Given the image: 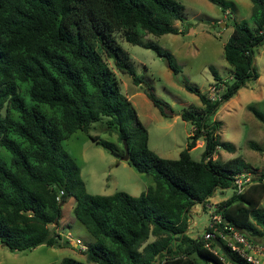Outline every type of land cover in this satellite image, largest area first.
Listing matches in <instances>:
<instances>
[{"label":"trees","instance_id":"1","mask_svg":"<svg viewBox=\"0 0 264 264\" xmlns=\"http://www.w3.org/2000/svg\"><path fill=\"white\" fill-rule=\"evenodd\" d=\"M250 1L254 28L235 23L224 43L233 80L218 99L197 93L203 108L181 111L180 117L191 122L193 131L179 157L167 159L149 149L148 131L104 58L128 74L133 84H142L129 54L116 39V33L122 32L126 42L153 50L175 69L172 53L152 40L144 41L141 35L186 32L175 25L184 19L179 1L0 0V243L11 251L41 244L67 246L69 242L62 241L55 228L61 206L73 197L74 216L95 238L80 251L89 262L250 264L229 249L230 259L210 251L203 233L194 236L187 231L192 208L201 203L205 210L214 191L232 186V176L246 167L240 156L214 160L222 146L230 152L234 148L218 141L217 123L207 122V118L245 79L258 77L252 50L264 43V0ZM211 70L219 81L216 70ZM186 88L194 92L192 87ZM144 92L164 114L165 103L149 88ZM253 112L264 122V114ZM95 122H104L108 131L115 132L120 145L88 133ZM77 130L120 155L125 141L127 163L151 175L154 185L138 196L123 191L111 195L87 192L79 165L60 144ZM200 137L205 149L196 161L190 150ZM60 190L63 194L57 200ZM263 196L262 181L241 193L234 189L216 204L215 211L223 218L221 225L260 234ZM208 230L207 225L205 232ZM60 264L84 263L64 257Z\"/></svg>","mask_w":264,"mask_h":264},{"label":"rangeland","instance_id":"2","mask_svg":"<svg viewBox=\"0 0 264 264\" xmlns=\"http://www.w3.org/2000/svg\"><path fill=\"white\" fill-rule=\"evenodd\" d=\"M177 1L184 6V19L176 21L175 25L186 32L141 35L144 41L152 40L171 52L175 58V69L169 67L167 61L153 50L126 42L122 32L116 33V39L129 54L136 74L142 77V84H133L128 74L119 72L112 60L104 58L118 80L121 93L131 101L148 131L149 149L167 159L179 157L193 131L191 122L180 117L181 111L184 108H203L204 104L197 93L206 94L212 100L218 99L227 83L233 80V69L224 56V43L233 25L244 22L254 28L251 18L253 4L250 0H218L217 3L210 0ZM252 64L258 77L245 79L237 92L208 116L207 122L217 123L218 141L231 144L234 148L230 152L221 145L213 155L214 160L226 161L240 156L246 164L243 170L260 176L264 170V122L253 111L264 114V43L253 47ZM211 67L216 70L219 81H216ZM186 86L192 87L194 92ZM144 88H149L155 97L165 103L164 114L149 100ZM104 125V122H95L90 125L88 133L120 145L116 133L108 131ZM88 133L77 130L60 143L79 165L87 192L111 195L123 191L138 196L154 185L151 175L136 171L127 161L119 160L116 163L113 153L89 138ZM204 149L205 140L200 137L190 150L191 158L200 160ZM7 158L9 160L6 153ZM233 191L232 186L225 188L222 193L218 188L214 191L212 201L229 197ZM218 202L210 204L216 207ZM74 206L75 199L67 198L61 206V217L55 230L62 236L70 234L72 240L79 238L87 246L95 238L74 216ZM259 208L264 210V196ZM190 217L197 227V231L190 234H204L210 220L209 209ZM258 228L260 234L245 235L264 246V227ZM62 241L65 239L62 238ZM64 257L74 258L84 264H95L87 261L78 246L70 242L65 247L41 244L23 251H11L0 243V264H60Z\"/></svg>","mask_w":264,"mask_h":264},{"label":"built area","instance_id":"3","mask_svg":"<svg viewBox=\"0 0 264 264\" xmlns=\"http://www.w3.org/2000/svg\"><path fill=\"white\" fill-rule=\"evenodd\" d=\"M232 186L238 192H243L248 186L258 183L264 182V178L260 176L254 175V173L241 170L235 173L232 176ZM63 194V191L60 190L56 199H60V195ZM205 208H208L210 211V220L208 227L210 230L204 233V239L207 241L205 246L212 252L218 253L221 252L217 245L212 246L211 240L216 238V235L220 236V241L223 243L226 249H229L231 252L236 253L241 258H243L246 262L250 264H264V246L257 242L249 239L243 231L235 228L234 226L228 225L224 223L222 215L215 211V207L208 202L205 203ZM61 238H64L66 241L76 244L80 251H84L87 247L82 244L79 238L72 240V236L67 234L62 236L59 233ZM222 253V252H221Z\"/></svg>","mask_w":264,"mask_h":264},{"label":"water","instance_id":"4","mask_svg":"<svg viewBox=\"0 0 264 264\" xmlns=\"http://www.w3.org/2000/svg\"><path fill=\"white\" fill-rule=\"evenodd\" d=\"M123 149H124V153L122 155H120V154H118L116 152H112L113 155H114V157H115V159H116V163L119 160H123V161H128L129 160V149H128V146H127V144H126L125 141L123 142ZM55 222H56V220H55ZM213 241L216 243L217 247L220 249V251L222 252V254L226 258L230 259L231 255L228 252V250L225 248V246L223 245V243L219 239H217V238H214Z\"/></svg>","mask_w":264,"mask_h":264},{"label":"crops","instance_id":"5","mask_svg":"<svg viewBox=\"0 0 264 264\" xmlns=\"http://www.w3.org/2000/svg\"><path fill=\"white\" fill-rule=\"evenodd\" d=\"M214 157V156H213ZM221 191V193L224 191V189H219ZM225 198L227 197H221L219 198L218 200H213L212 201V197L209 198L208 202L210 203H213L214 201H221V200H224ZM207 202V203H208ZM202 211H204L203 207H202V204L199 203V204H196L192 210L190 211V216H192L193 214L197 215V214H200ZM189 216V217H190ZM193 230V231H192ZM187 231L190 233V232H195L197 231V227H196V222L194 221V219L192 217L189 218V223H188V226H187ZM194 235V234H193Z\"/></svg>","mask_w":264,"mask_h":264}]
</instances>
